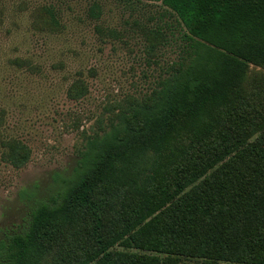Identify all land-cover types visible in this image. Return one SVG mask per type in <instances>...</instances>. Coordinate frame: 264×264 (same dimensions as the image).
<instances>
[{
  "label": "rangeland",
  "instance_id": "rangeland-1",
  "mask_svg": "<svg viewBox=\"0 0 264 264\" xmlns=\"http://www.w3.org/2000/svg\"><path fill=\"white\" fill-rule=\"evenodd\" d=\"M181 32L160 2L0 0V240L24 222L36 195L51 192L56 172H72L90 138L151 102L188 60ZM263 140L264 63H249L224 103L117 160L94 205L58 221L30 264H105L96 231L118 264L153 256L159 264H253L220 253L232 232L222 221L179 235L171 200L204 179L220 181L234 159L236 173L256 180L250 147Z\"/></svg>",
  "mask_w": 264,
  "mask_h": 264
},
{
  "label": "trees",
  "instance_id": "trees-1",
  "mask_svg": "<svg viewBox=\"0 0 264 264\" xmlns=\"http://www.w3.org/2000/svg\"><path fill=\"white\" fill-rule=\"evenodd\" d=\"M145 1L160 2L176 16L188 60L160 82L151 102L133 106L131 117L120 116L110 131L90 138L69 175L55 173L51 192L36 195L24 222L0 240V264H30L33 254L53 236L51 229L58 221L94 205L98 185L107 179L117 160L139 144L155 145L182 122L198 118L209 106L224 103L249 63H264V0ZM250 148L260 161L256 180L236 173L230 165L238 161L234 159L223 166L222 170L230 172H224L220 181L204 179L171 201L174 217L179 219V235L186 232L185 226L200 223L210 231V219L222 221L232 232L230 241L218 249L220 253L231 261L248 256L253 264H264V140ZM177 187L184 190L181 184ZM32 192V188L25 189V193ZM189 216L193 223L187 220ZM227 218L229 222H225ZM158 224L160 221L150 223V228L156 231ZM174 228L169 226L167 231ZM96 238L104 263L118 264L114 254L106 251L98 231ZM159 260L153 256L148 264H159Z\"/></svg>",
  "mask_w": 264,
  "mask_h": 264
}]
</instances>
